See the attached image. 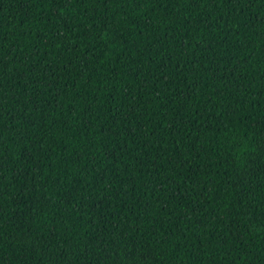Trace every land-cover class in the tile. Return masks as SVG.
I'll use <instances>...</instances> for the list:
<instances>
[{
	"label": "trees",
	"instance_id": "obj_1",
	"mask_svg": "<svg viewBox=\"0 0 264 264\" xmlns=\"http://www.w3.org/2000/svg\"><path fill=\"white\" fill-rule=\"evenodd\" d=\"M0 264H264V0H0Z\"/></svg>",
	"mask_w": 264,
	"mask_h": 264
}]
</instances>
